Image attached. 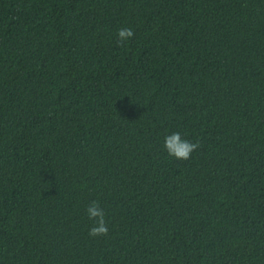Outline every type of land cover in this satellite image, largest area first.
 <instances>
[{"label":"trees","instance_id":"trees-1","mask_svg":"<svg viewBox=\"0 0 264 264\" xmlns=\"http://www.w3.org/2000/svg\"><path fill=\"white\" fill-rule=\"evenodd\" d=\"M0 264H264V0H0Z\"/></svg>","mask_w":264,"mask_h":264},{"label":"clouds","instance_id":"clouds-1","mask_svg":"<svg viewBox=\"0 0 264 264\" xmlns=\"http://www.w3.org/2000/svg\"><path fill=\"white\" fill-rule=\"evenodd\" d=\"M118 42L131 39L134 32L131 28H121L117 32ZM199 147L198 143H192L181 137L179 132L172 133L165 137V149L170 156L177 159L187 160L190 158L191 153ZM86 213L90 220L95 221L94 225L89 230L90 236L107 235L108 227L105 220V212L100 207L97 201H92L86 208Z\"/></svg>","mask_w":264,"mask_h":264}]
</instances>
